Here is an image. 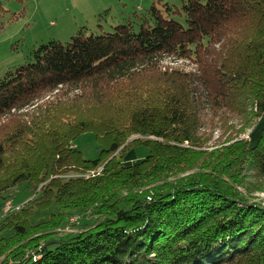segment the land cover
<instances>
[{
	"label": "trees",
	"instance_id": "16d2710c",
	"mask_svg": "<svg viewBox=\"0 0 264 264\" xmlns=\"http://www.w3.org/2000/svg\"><path fill=\"white\" fill-rule=\"evenodd\" d=\"M183 9L186 25L153 9V26L81 30L2 76L0 223H18L0 264H264V128L244 138L264 118V0ZM88 132L95 160L76 146ZM135 141L150 153L126 162ZM19 188L56 208L48 226L81 208L95 223L41 245L26 209L4 213Z\"/></svg>",
	"mask_w": 264,
	"mask_h": 264
},
{
	"label": "rangeland",
	"instance_id": "374dc122",
	"mask_svg": "<svg viewBox=\"0 0 264 264\" xmlns=\"http://www.w3.org/2000/svg\"><path fill=\"white\" fill-rule=\"evenodd\" d=\"M187 1L0 0V79L9 69H14L17 65L26 62H33L34 51L41 45L52 41L66 44L70 42L72 36L77 35L81 30L86 36H89L91 34L112 33L119 25L130 24L135 32H138L143 25L153 26L155 24V17L152 14L153 9L159 10L166 18H172L186 25L183 7ZM170 62H174V60ZM173 66L187 70L191 69L187 63L184 64L182 61L174 63ZM263 128L264 118L262 122L259 120L256 132L251 135L252 129L244 138L251 141L252 144L256 143L263 135ZM134 140L140 139L138 136H134L127 143H133ZM136 141L134 146L127 148L125 151L124 158L126 162H139L150 153V148L147 145L136 144ZM76 146L86 160L97 159L102 149H104L103 145L96 140L95 135L90 132L78 137ZM255 195L259 196L260 199H264V192H256ZM11 198L12 200H8L6 203H13L12 209L8 208L5 211L4 207V213L20 212L19 210L22 208L26 209V211L21 212V218L26 219L30 215L28 219L32 227L39 225V230L45 229L43 230L44 240L41 241V245L48 240L70 238L88 231L95 223V217L87 210L90 208H81L64 212L65 220L61 227L53 224L48 226L46 224L52 220L60 219L58 216L53 215L57 212L55 207L39 209L36 205L38 196L36 194L31 195L28 191L20 188L13 192ZM47 205L44 202L41 203V206ZM16 215L11 214L6 217L5 221L0 223V239L5 240L8 238L6 232L18 223ZM39 230L34 229V231ZM26 254L34 256L31 251Z\"/></svg>",
	"mask_w": 264,
	"mask_h": 264
},
{
	"label": "built area",
	"instance_id": "2783aa9c",
	"mask_svg": "<svg viewBox=\"0 0 264 264\" xmlns=\"http://www.w3.org/2000/svg\"><path fill=\"white\" fill-rule=\"evenodd\" d=\"M8 208H11L12 209V203L8 202V203L5 204V211Z\"/></svg>",
	"mask_w": 264,
	"mask_h": 264
},
{
	"label": "crops",
	"instance_id": "0c3cea01",
	"mask_svg": "<svg viewBox=\"0 0 264 264\" xmlns=\"http://www.w3.org/2000/svg\"><path fill=\"white\" fill-rule=\"evenodd\" d=\"M261 122H262V120H261Z\"/></svg>",
	"mask_w": 264,
	"mask_h": 264
}]
</instances>
